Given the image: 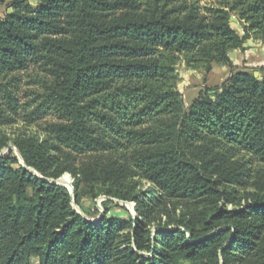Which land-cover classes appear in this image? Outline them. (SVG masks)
Here are the masks:
<instances>
[{
  "label": "trees",
  "instance_id": "trees-1",
  "mask_svg": "<svg viewBox=\"0 0 264 264\" xmlns=\"http://www.w3.org/2000/svg\"><path fill=\"white\" fill-rule=\"evenodd\" d=\"M37 2L0 15V127L37 126L0 135V264H264V78L230 57L264 0ZM181 65L232 72L187 106ZM67 173L135 216L85 219Z\"/></svg>",
  "mask_w": 264,
  "mask_h": 264
},
{
  "label": "rangeland",
  "instance_id": "rangeland-1",
  "mask_svg": "<svg viewBox=\"0 0 264 264\" xmlns=\"http://www.w3.org/2000/svg\"><path fill=\"white\" fill-rule=\"evenodd\" d=\"M13 0H5L4 3H0V15L2 17H5L7 13H11L12 9L9 7L10 3ZM31 5L33 7H36L37 0H29ZM232 27L234 29H237L241 35H243V28L242 24L240 23L237 15H233L231 19ZM259 44V43H258ZM261 45L259 46H252L249 49H256L257 54L249 57L248 60H240V65L237 67L238 69H249V71L253 72L254 74L257 73V76L259 78H264V43L260 42ZM256 61L261 62V65L254 66V63ZM252 63V64H251ZM245 64H249L250 66H245ZM231 69L228 67H222V66H215L213 71L205 75L202 72H197L191 69H186L184 66H180L178 68V75H179V84L178 89L183 95V99L186 103V105H190L194 100H196L201 93L205 89H213L221 86L231 75ZM24 81H28L27 77H24ZM33 86H29L27 84H24L23 92L29 93L31 91ZM23 95L22 100L27 101L30 98H27ZM37 131V126H29L23 121H19L17 124L12 126H6V127H0V135H6L9 137H14L15 135L20 134H29ZM9 146H13L10 144ZM9 151L14 152V156L21 162V156L19 155L17 149H4L3 155H6ZM68 176L71 180V183L73 185L74 179L70 174H65L60 179H63V177ZM149 187L148 183H142V189L146 190ZM74 188V186H73ZM68 189V188H67ZM70 191V190H69ZM74 193V192H73ZM75 196V194H74ZM108 201H111V203H107ZM83 208L76 204L75 202V209L79 214H83L88 218L90 221L95 220L97 218H100L101 215H105V213H108L109 217H116L119 219H127L129 213L134 215L135 214V203L131 202H124L121 203L116 199H109L108 197L101 196L97 198L96 200L91 199L90 197L86 196L84 193L83 202H82ZM86 212L90 214H86Z\"/></svg>",
  "mask_w": 264,
  "mask_h": 264
},
{
  "label": "crops",
  "instance_id": "crops-1",
  "mask_svg": "<svg viewBox=\"0 0 264 264\" xmlns=\"http://www.w3.org/2000/svg\"><path fill=\"white\" fill-rule=\"evenodd\" d=\"M237 30V29H236ZM238 31V30H237ZM239 32V31H238ZM240 33V32H239ZM243 33V32H242ZM261 41H255V40H248L245 44V51H240V50H235L230 54L231 60L233 62L234 67H238L240 65V60H248L250 56H252V54L256 55L257 51L256 49H249L252 46H259ZM259 43V44H258ZM252 64V63H251ZM262 63L259 61H256L254 63V66H258L261 65ZM245 66H250L249 64H245ZM262 66V65H261ZM238 69V68H237ZM240 69V68H239ZM249 70V69H248ZM255 76H257V73H255ZM258 77V76H257Z\"/></svg>",
  "mask_w": 264,
  "mask_h": 264
},
{
  "label": "water",
  "instance_id": "water-1",
  "mask_svg": "<svg viewBox=\"0 0 264 264\" xmlns=\"http://www.w3.org/2000/svg\"><path fill=\"white\" fill-rule=\"evenodd\" d=\"M15 147L14 146H9L8 148H6L7 150H10V149H14ZM16 149V148H15ZM4 151V150H3ZM1 152V154H0V157L1 156H3V153L4 152ZM21 163L22 164H24L23 163V161H21ZM32 172H34V170H32V169H30ZM47 182H51V183H55V184H58V185H62V186H64V187H66V188H68L69 190H70V192H71V194H72V201H73V205H75V196H74V188H73V185H72V183H70V186H67L66 184H64V182H63V179H59V180H57V181H53V180H46ZM110 199V198H109ZM119 201V200H118ZM119 202H121V203H124V202H122V201H119ZM79 213V212H78ZM81 214V213H80ZM85 219H88V218H86V216L85 215H83V214H81ZM134 216H135V214H134ZM103 217V215H101V217L100 218H102ZM100 218H97V219H95V220H91L92 222H96V221H98Z\"/></svg>",
  "mask_w": 264,
  "mask_h": 264
},
{
  "label": "bare ground",
  "instance_id": "bare-ground-1",
  "mask_svg": "<svg viewBox=\"0 0 264 264\" xmlns=\"http://www.w3.org/2000/svg\"><path fill=\"white\" fill-rule=\"evenodd\" d=\"M63 182L67 186H70L71 180H70V178L68 176H65V177H63Z\"/></svg>",
  "mask_w": 264,
  "mask_h": 264
}]
</instances>
